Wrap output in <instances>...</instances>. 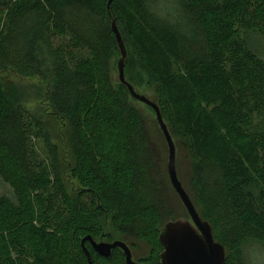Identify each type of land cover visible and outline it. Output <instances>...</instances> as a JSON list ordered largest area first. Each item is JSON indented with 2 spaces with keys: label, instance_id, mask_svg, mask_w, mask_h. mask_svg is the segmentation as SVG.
Returning <instances> with one entry per match:
<instances>
[{
  "label": "trees",
  "instance_id": "1",
  "mask_svg": "<svg viewBox=\"0 0 264 264\" xmlns=\"http://www.w3.org/2000/svg\"><path fill=\"white\" fill-rule=\"evenodd\" d=\"M109 2L0 0V182L12 190L0 198V264H88L84 247L92 264H126L120 249L106 259L89 241L83 247L87 238L123 241L106 232L108 217L118 230L145 222L139 237L151 251L137 262L161 264L165 225L139 196L142 118L115 93L80 14L117 23L125 77L129 45L139 55L158 86L151 100L174 141L187 144L202 208L187 192L225 247V264H241L246 244L264 246V58L251 42L264 39V0H174L165 14L149 0ZM7 72L48 84L71 133L74 197L51 132L25 106L40 89L3 81Z\"/></svg>",
  "mask_w": 264,
  "mask_h": 264
},
{
  "label": "rangeland",
  "instance_id": "2",
  "mask_svg": "<svg viewBox=\"0 0 264 264\" xmlns=\"http://www.w3.org/2000/svg\"><path fill=\"white\" fill-rule=\"evenodd\" d=\"M153 9L165 14L168 6L174 4V0H149ZM169 9V8H168ZM79 18L88 27L92 34L94 45L102 60L107 66L108 75L115 93L125 106L135 107L142 118L141 142L137 155L138 166L142 172V181L139 188V196L142 203L154 206L160 213L163 226L168 222L185 219L187 211L174 191L167 172L168 146L156 122L153 111L146 105L135 101L122 92L118 86L119 72L118 61L121 53L118 49L109 21H101L86 14H80ZM129 45L128 41L126 40ZM254 48L264 58V39L254 36L251 39ZM126 78L132 81L142 93L150 99L157 98L158 86L149 77L143 68L139 55L129 45V59L126 65ZM3 81H12L18 85L33 86L41 91L38 99L26 103V108L44 120L54 143L58 146L62 162V173L68 193L74 197L80 188L77 180L72 177L70 167L73 165L71 147V133L68 124L62 118L54 115L48 99V84L39 78H25L12 72L2 74ZM120 82V81H119ZM177 148V171L178 176L186 190L196 198V202L202 208L198 193L194 187V163L189 154L186 142L175 136ZM41 145V144H40ZM12 196L11 188L0 182V198ZM106 232L112 234L115 239H122L127 245L133 246L134 260L148 258L151 248L148 243L139 237V233L146 227L142 220L135 221L132 225L115 229L111 217L103 221ZM118 241V240H117ZM239 253L241 264H264V246L258 242H249ZM237 258L236 252H234Z\"/></svg>",
  "mask_w": 264,
  "mask_h": 264
},
{
  "label": "water",
  "instance_id": "3",
  "mask_svg": "<svg viewBox=\"0 0 264 264\" xmlns=\"http://www.w3.org/2000/svg\"><path fill=\"white\" fill-rule=\"evenodd\" d=\"M112 1L110 0L108 9H110ZM111 30L121 53L118 61L119 81L127 87L130 96L134 100L148 106L155 113L156 121L168 146L167 172L169 180L189 216V219L171 221L164 226L159 236V241L163 247L160 256L161 264H225V247L215 240L212 226L202 219L178 176L177 148L163 118L162 111L156 102L141 94L127 81L125 77V62L128 57L127 48L115 21L111 22ZM86 241H89L95 252L103 258H111L113 251L120 249L125 255L126 264H144L134 260L132 250L125 242L95 241L92 238H87L83 241V247ZM84 252L88 258V264H92L91 255L85 247Z\"/></svg>",
  "mask_w": 264,
  "mask_h": 264
}]
</instances>
